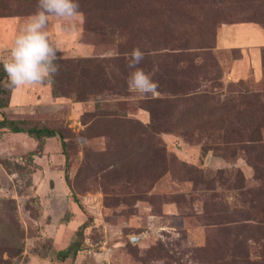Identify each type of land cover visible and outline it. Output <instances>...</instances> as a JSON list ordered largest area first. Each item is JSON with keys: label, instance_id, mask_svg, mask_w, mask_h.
<instances>
[{"label": "rangeland", "instance_id": "obj_1", "mask_svg": "<svg viewBox=\"0 0 264 264\" xmlns=\"http://www.w3.org/2000/svg\"><path fill=\"white\" fill-rule=\"evenodd\" d=\"M36 4L0 0V57ZM79 4L74 30L49 19L54 81L1 110L63 133L73 190L58 137L0 135V264H264V0ZM135 47L155 95L129 88ZM73 193L94 222L60 261L86 220Z\"/></svg>", "mask_w": 264, "mask_h": 264}, {"label": "clouds", "instance_id": "obj_2", "mask_svg": "<svg viewBox=\"0 0 264 264\" xmlns=\"http://www.w3.org/2000/svg\"><path fill=\"white\" fill-rule=\"evenodd\" d=\"M63 22L65 31L75 28L77 19L83 20L79 0H37L35 10L24 18L6 57L0 65L6 74L5 87L10 91L24 86L51 84L59 74L58 48L49 40V19ZM145 59L144 52L133 48L127 68V83L131 91L140 95H155L158 82L137 67Z\"/></svg>", "mask_w": 264, "mask_h": 264}, {"label": "trees", "instance_id": "obj_3", "mask_svg": "<svg viewBox=\"0 0 264 264\" xmlns=\"http://www.w3.org/2000/svg\"><path fill=\"white\" fill-rule=\"evenodd\" d=\"M6 74L3 71L2 65H0V135L6 132L11 134H27L31 138L37 140L39 144V149H42V145L44 141L51 137H58L61 141V146L63 149V153L66 157V166H65V182L70 190H73V185L70 179V157L67 152V142L65 140V136L62 132L49 128V127H26L23 125L21 121L10 120L7 115L1 110L8 106L10 99V90L5 88ZM35 153H32L34 155ZM7 164V162H4ZM73 192V191H72ZM73 200L81 209V211L86 215L85 222L78 228L76 232V239L68 246V248L59 251L57 253V257L60 261H66L68 258L75 259L77 254L82 250L85 239V231L88 227L93 225V216L92 214L85 208L84 204L80 200L77 194L73 193ZM22 246V245H21Z\"/></svg>", "mask_w": 264, "mask_h": 264}, {"label": "crops", "instance_id": "obj_4", "mask_svg": "<svg viewBox=\"0 0 264 264\" xmlns=\"http://www.w3.org/2000/svg\"><path fill=\"white\" fill-rule=\"evenodd\" d=\"M253 27H255V26H250V25H248V24H243V25H238V28H239V30H241V29H248V30H250V31H254L253 29ZM243 31V30H242ZM245 31V30H244ZM244 31H243V33H240V34H238L237 35V40L236 41H238L239 40V38L240 37H245L244 38V40H243V43L244 42H246V43H244L243 44V46L245 47V45H247V47H249V45H250V47L251 46H254V44H255V37H253V40L252 39H250V37H246V33L247 32H245L244 33ZM259 33V32H258ZM256 40L257 41H259V44H258V47H260V50H262V48H264V36L262 35H259L258 36V38H256ZM234 41V40H233Z\"/></svg>", "mask_w": 264, "mask_h": 264}, {"label": "water", "instance_id": "obj_5", "mask_svg": "<svg viewBox=\"0 0 264 264\" xmlns=\"http://www.w3.org/2000/svg\"><path fill=\"white\" fill-rule=\"evenodd\" d=\"M137 239H138V238L135 237V238H133V241L136 242Z\"/></svg>", "mask_w": 264, "mask_h": 264}]
</instances>
